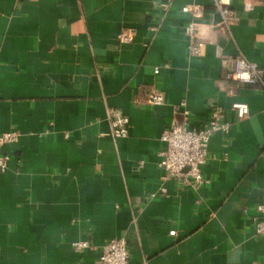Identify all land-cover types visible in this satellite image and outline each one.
<instances>
[{
	"label": "crops",
	"instance_id": "0c3cea01",
	"mask_svg": "<svg viewBox=\"0 0 264 264\" xmlns=\"http://www.w3.org/2000/svg\"><path fill=\"white\" fill-rule=\"evenodd\" d=\"M191 4L203 9L201 56L188 50ZM232 8L226 33L215 0H0V135L18 133L3 148L0 264H98L119 237L129 264H264V71L242 83L226 62L241 53L264 70V0ZM154 86L163 104L146 103ZM213 106L231 128L209 142V182L165 178L162 132L184 107L204 127ZM114 111L127 136L111 135ZM80 240L91 247L76 250Z\"/></svg>",
	"mask_w": 264,
	"mask_h": 264
},
{
	"label": "built area",
	"instance_id": "2783aa9c",
	"mask_svg": "<svg viewBox=\"0 0 264 264\" xmlns=\"http://www.w3.org/2000/svg\"><path fill=\"white\" fill-rule=\"evenodd\" d=\"M233 0H215V6L219 12L220 21L218 27L223 32L230 33L232 23L238 17L232 8ZM252 6L251 2L246 4ZM184 13L189 14L193 19L185 26V32L190 37L188 46L191 56L203 55L206 39L204 30L197 19L203 16V9L198 4L184 5ZM123 43L133 41V31L127 29L118 35ZM231 72V77L235 80L254 84L262 79L263 69L256 63L249 60L243 54H238L226 61ZM169 65H157L154 67V73L157 75L163 68ZM166 100L164 92L154 86L148 93L146 103L149 105H160ZM184 104V103H183ZM185 106V105H183ZM233 108L239 117H245L249 113V105L245 102L233 103ZM184 118L182 121L172 119L168 127L161 134V140L166 147L159 153V165L165 170V178H173L182 185L201 187L209 182V179L203 172V165L207 162L208 147L212 136L217 132L229 133L231 124L225 120L221 114V107L213 106L209 122L202 128H192L190 124V111L183 108ZM130 119L128 116L118 111L112 113L111 135L114 138L127 136L129 133ZM18 133L14 130L6 131L0 135V171L7 170L11 156L3 151L5 145L16 142ZM259 213H264V204L257 205ZM255 230L257 235L264 243V216H256ZM171 235H176L177 230L170 231ZM78 251L90 248L91 245L80 240L74 243ZM130 251L127 241L124 237L112 238L107 241L100 250L98 264H129Z\"/></svg>",
	"mask_w": 264,
	"mask_h": 264
}]
</instances>
